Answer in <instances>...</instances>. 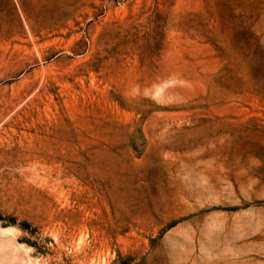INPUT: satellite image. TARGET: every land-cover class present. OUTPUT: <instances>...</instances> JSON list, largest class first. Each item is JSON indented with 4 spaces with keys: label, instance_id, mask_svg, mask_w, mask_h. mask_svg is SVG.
<instances>
[{
    "label": "rangeland",
    "instance_id": "374dc122",
    "mask_svg": "<svg viewBox=\"0 0 264 264\" xmlns=\"http://www.w3.org/2000/svg\"><path fill=\"white\" fill-rule=\"evenodd\" d=\"M0 264H264V0H0Z\"/></svg>",
    "mask_w": 264,
    "mask_h": 264
}]
</instances>
